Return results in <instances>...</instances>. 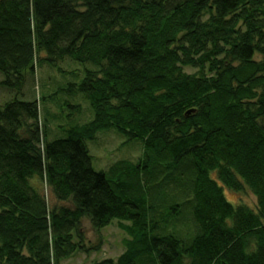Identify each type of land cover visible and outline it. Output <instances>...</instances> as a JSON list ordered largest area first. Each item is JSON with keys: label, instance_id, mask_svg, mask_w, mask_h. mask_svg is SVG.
<instances>
[{"label": "trees", "instance_id": "1", "mask_svg": "<svg viewBox=\"0 0 264 264\" xmlns=\"http://www.w3.org/2000/svg\"><path fill=\"white\" fill-rule=\"evenodd\" d=\"M65 61L98 69L70 87L92 123L48 142L38 102L0 106V264H61L84 220L129 237L96 264H264V0H0V87ZM111 130L143 157L97 173L87 142Z\"/></svg>", "mask_w": 264, "mask_h": 264}, {"label": "rangeland", "instance_id": "2", "mask_svg": "<svg viewBox=\"0 0 264 264\" xmlns=\"http://www.w3.org/2000/svg\"><path fill=\"white\" fill-rule=\"evenodd\" d=\"M89 70L98 69L72 61L59 63L52 69L48 66H38L35 76H29L27 73L24 88L19 94L0 87V106L3 107L14 99L38 102L39 124L46 132L47 141L64 139L66 130L74 127L83 128L94 120L89 101L81 94L74 96L70 89L72 85L79 86ZM184 71L189 75L198 73V70L191 68H185ZM3 80L4 77L0 74V83ZM87 147L92 159V168L97 173H108L109 169L119 162L137 164L143 157V146L140 142H129L114 130L100 133L93 142H87ZM30 184L44 196L50 209L66 206L56 201L45 184H41L37 179L31 180ZM223 192L225 199L231 205L243 204L256 211V199L248 188L241 193H234L225 188ZM176 229L185 236L184 238L190 237L196 231L189 223L181 224ZM82 236V241L79 242L81 248L61 264H96L105 260L117 262L126 252L125 241L129 240L119 228L117 221L101 231H94L89 221L84 220ZM75 243H78L77 239Z\"/></svg>", "mask_w": 264, "mask_h": 264}, {"label": "water", "instance_id": "3", "mask_svg": "<svg viewBox=\"0 0 264 264\" xmlns=\"http://www.w3.org/2000/svg\"><path fill=\"white\" fill-rule=\"evenodd\" d=\"M189 114H190V112L187 115H189Z\"/></svg>", "mask_w": 264, "mask_h": 264}]
</instances>
